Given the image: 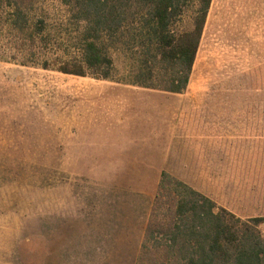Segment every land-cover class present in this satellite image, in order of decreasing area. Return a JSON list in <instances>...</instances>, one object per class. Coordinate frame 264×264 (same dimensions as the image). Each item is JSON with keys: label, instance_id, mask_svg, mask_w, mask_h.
I'll use <instances>...</instances> for the list:
<instances>
[{"label": "rangeland", "instance_id": "374dc122", "mask_svg": "<svg viewBox=\"0 0 264 264\" xmlns=\"http://www.w3.org/2000/svg\"><path fill=\"white\" fill-rule=\"evenodd\" d=\"M76 1L0 0V195L25 246L13 261L151 264L140 244L162 170L264 216V0H210L179 93L57 70L78 55Z\"/></svg>", "mask_w": 264, "mask_h": 264}, {"label": "trees", "instance_id": "16d2710c", "mask_svg": "<svg viewBox=\"0 0 264 264\" xmlns=\"http://www.w3.org/2000/svg\"><path fill=\"white\" fill-rule=\"evenodd\" d=\"M76 2L78 55L57 70L174 93L186 88L210 0H192L197 4L190 15L186 0ZM120 59L126 61L124 74ZM151 215L141 261L150 252L151 264H264V216H236L165 170Z\"/></svg>", "mask_w": 264, "mask_h": 264}, {"label": "crops", "instance_id": "0c3cea01", "mask_svg": "<svg viewBox=\"0 0 264 264\" xmlns=\"http://www.w3.org/2000/svg\"><path fill=\"white\" fill-rule=\"evenodd\" d=\"M114 84H115L114 86H117L120 83L115 82ZM112 88H116V87H112ZM109 120H112L114 122L116 120H119V117H112V119L109 118ZM19 237L20 236L18 233V224L14 223L11 220L10 221L5 220V193H4L0 195V264H16L13 261L12 256L18 255L20 251L24 250L25 248L24 243H22V247H20L21 240L19 241ZM22 238H23V242H25L26 237L22 235ZM37 249L40 250L39 245H37ZM35 250H36V243H34V247H33V251Z\"/></svg>", "mask_w": 264, "mask_h": 264}]
</instances>
